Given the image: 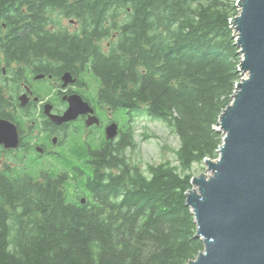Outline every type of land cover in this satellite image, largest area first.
<instances>
[{
	"label": "trees",
	"instance_id": "obj_1",
	"mask_svg": "<svg viewBox=\"0 0 264 264\" xmlns=\"http://www.w3.org/2000/svg\"><path fill=\"white\" fill-rule=\"evenodd\" d=\"M75 1L43 3L85 18L81 38L43 31L39 0H0L7 56L37 42L64 65L79 60L100 103L173 128L178 165L144 173L116 146L89 150L86 170L0 174V264H187L203 249L185 198L192 165L217 157L223 134L214 127L240 79L237 0Z\"/></svg>",
	"mask_w": 264,
	"mask_h": 264
},
{
	"label": "water",
	"instance_id": "obj_2",
	"mask_svg": "<svg viewBox=\"0 0 264 264\" xmlns=\"http://www.w3.org/2000/svg\"><path fill=\"white\" fill-rule=\"evenodd\" d=\"M231 18L241 56L240 79L219 115L222 143L217 157L204 158L206 173L191 178L185 192L203 249L187 264H264V0H237ZM79 95L57 124L87 111ZM115 135L114 126L106 137ZM16 126L0 118V145L16 148ZM85 202V197L81 198Z\"/></svg>",
	"mask_w": 264,
	"mask_h": 264
},
{
	"label": "flooded vegetation",
	"instance_id": "obj_3",
	"mask_svg": "<svg viewBox=\"0 0 264 264\" xmlns=\"http://www.w3.org/2000/svg\"><path fill=\"white\" fill-rule=\"evenodd\" d=\"M71 1L76 2L65 0L64 3ZM39 5V13L44 15L43 31L54 36L85 35L89 26L85 18L68 15L55 5H45L43 0H39ZM1 27L4 31L0 34L3 39L0 41V118L16 126L19 144L11 149L0 145V159L12 155L19 162L0 163V174L31 173L42 178L58 166V158L64 155L69 140L74 147V158L82 162L90 159L89 150L118 146L120 150L125 147L127 155L135 147V124L140 123V108L100 103L97 82L79 60L64 65L62 60L40 53L37 42L28 45L23 55L11 52L7 56L8 32L4 24ZM115 35L111 32L102 44L108 46ZM77 95L88 104L87 111L69 121L53 122L49 114L63 115L71 98ZM110 125L114 126L115 135L107 138ZM65 170L61 168L57 172ZM82 197L85 202L88 200L87 195H81V203H85Z\"/></svg>",
	"mask_w": 264,
	"mask_h": 264
},
{
	"label": "rangeland",
	"instance_id": "obj_4",
	"mask_svg": "<svg viewBox=\"0 0 264 264\" xmlns=\"http://www.w3.org/2000/svg\"><path fill=\"white\" fill-rule=\"evenodd\" d=\"M102 42H106V40ZM140 117V123L135 124L136 145L132 150L127 152L128 161L138 166L144 173H146L147 165L149 164L157 165L169 162L172 165H178L175 151L179 146V137L173 128L160 119L150 118L143 111ZM214 128L218 130L219 125ZM67 145L64 155L58 158V166L53 170L58 171L61 168L69 167L72 169L74 167L84 169L85 165L74 158V147L70 140ZM4 161L19 162L14 160L12 155H6L3 159H0V163ZM191 171L194 175H199L202 172L206 173L204 162L194 163ZM73 174V170H69L68 176L72 177Z\"/></svg>",
	"mask_w": 264,
	"mask_h": 264
},
{
	"label": "bare ground",
	"instance_id": "obj_5",
	"mask_svg": "<svg viewBox=\"0 0 264 264\" xmlns=\"http://www.w3.org/2000/svg\"><path fill=\"white\" fill-rule=\"evenodd\" d=\"M61 30V29H60ZM12 171V170H11Z\"/></svg>",
	"mask_w": 264,
	"mask_h": 264
}]
</instances>
